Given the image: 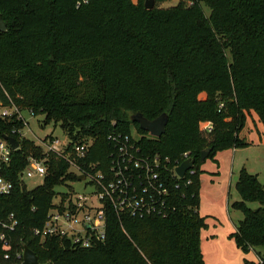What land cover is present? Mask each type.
I'll list each match as a JSON object with an SVG mask.
<instances>
[{"label":"trees","instance_id":"trees-1","mask_svg":"<svg viewBox=\"0 0 264 264\" xmlns=\"http://www.w3.org/2000/svg\"><path fill=\"white\" fill-rule=\"evenodd\" d=\"M0 12L7 24L0 31V105L19 110L0 116V138L19 141L5 170L14 187L0 194V220L8 223L13 214L18 224L9 229L0 223V264H21L25 245L50 264H205L200 156L207 147L210 156L250 145L240 131L252 110L264 125V0H180L152 9L132 0H90L80 7L76 0H0ZM23 110L44 114V124H60L73 142L93 140L79 162L85 166L108 162L114 150L109 134L135 130L145 153L170 158L176 209L167 217L108 209L106 239L90 248L36 235L53 199L68 194L56 187L72 190L69 182L78 176L64 158L50 154L43 182L28 188L21 178L27 158L45 152L22 135ZM137 112L149 119L168 113L164 133L141 129L130 119ZM186 151L195 159L194 172L179 178L174 168ZM237 190L233 206L244 216L236 243L264 258V184L243 167Z\"/></svg>","mask_w":264,"mask_h":264},{"label":"built area","instance_id":"built-area-1","mask_svg":"<svg viewBox=\"0 0 264 264\" xmlns=\"http://www.w3.org/2000/svg\"><path fill=\"white\" fill-rule=\"evenodd\" d=\"M89 1L76 0V7ZM7 108L0 116L19 112L14 105ZM20 116L27 123L22 113ZM203 126L206 130L212 129L211 122H205ZM48 137L47 141L40 144L44 155H29L21 178L25 180L39 176L44 180L49 171L48 156L53 154L64 158L70 164V171L78 176L76 182L82 184V189L72 186L64 199L61 196L55 197L43 227L36 230V235L42 238H66L75 247L90 248L94 243L106 239L108 209H114L119 216L132 217H167L176 209L171 204L167 177V172L171 170L170 158L160 153H145L138 143L140 136L135 130L130 133L115 131L109 134L108 139L114 145V150L108 156V162H88L87 166L80 165L79 162L88 156L93 140L77 143L52 134ZM12 150L14 149L11 144L0 138V194H8L14 187L5 173ZM189 158H192L189 151L182 154V162ZM177 162L176 167L182 163ZM176 167L175 175L183 178L177 174ZM190 170L194 172L193 167L188 171ZM79 176L85 177L80 180ZM0 223L6 228L14 229L18 221L11 214L8 223L1 220ZM1 238H5L4 233ZM256 264H264V258L257 255Z\"/></svg>","mask_w":264,"mask_h":264},{"label":"rangeland","instance_id":"rangeland-1","mask_svg":"<svg viewBox=\"0 0 264 264\" xmlns=\"http://www.w3.org/2000/svg\"><path fill=\"white\" fill-rule=\"evenodd\" d=\"M145 0H132L133 3H144ZM180 0H155V7H168L176 5ZM204 14L209 16L211 10L203 5ZM226 57L231 60V55L226 50ZM204 97L205 94L200 95ZM8 109L0 105V114ZM12 109V108H11ZM27 123L21 129L24 137L34 140L36 144H41L49 139L51 134L61 139H68L60 124L54 122L44 124L45 115H32L28 110L21 111ZM258 128L261 123L255 116ZM255 122L247 114L245 125L240 131V136L251 142L250 145L238 148L236 158H232L234 149L223 148L216 150L200 164V205L199 213L204 217V225L200 229V250L205 264H248L257 261V252H245L238 247L235 239V231L243 212L236 209L233 203L240 198L237 190V180L243 167L250 173L257 174L260 171L262 181H264V149L257 145L259 142V132ZM264 131V127L262 130ZM262 136V133H261ZM28 188H33L43 182V177L25 179ZM69 184L76 189H82V184L70 181ZM69 191L67 185L56 187L58 194ZM249 206L257 208L258 202H250ZM264 252V248H261Z\"/></svg>","mask_w":264,"mask_h":264},{"label":"water","instance_id":"water-1","mask_svg":"<svg viewBox=\"0 0 264 264\" xmlns=\"http://www.w3.org/2000/svg\"><path fill=\"white\" fill-rule=\"evenodd\" d=\"M144 6L146 9H152L155 7V0H145ZM7 29V24L3 18L2 13L0 12V31H5ZM169 115L168 113L164 112L161 115L157 116L154 119H149L144 116L143 113L137 112L133 113L130 116V119L133 122H138L141 129L149 132L151 135L160 137L164 131L165 126L168 122ZM5 140H7L13 149H17L19 147V141L17 138L13 136H4ZM211 151V147L205 148L201 152L200 159L201 161H204ZM195 159L189 158L185 161H183L179 166L176 167V172L180 177H184L186 172L191 169L194 166ZM85 176H79V179H84ZM21 264H50V263H41L38 259V256L36 252L31 249L29 246L25 245L24 251H23V261Z\"/></svg>","mask_w":264,"mask_h":264},{"label":"crops","instance_id":"crops-1","mask_svg":"<svg viewBox=\"0 0 264 264\" xmlns=\"http://www.w3.org/2000/svg\"><path fill=\"white\" fill-rule=\"evenodd\" d=\"M249 115L252 117V120L255 122V116H256V118L258 119V121L261 123V125H263V123L259 120V118H258V115L256 114V112L255 111H251L250 113H249ZM255 125H256V128H257V131L259 132V142L257 143V145H260L259 147H262L263 149H264V131L262 132V131H260V129L262 130V127H264V125L263 126H259V127H261V128H258V124L255 122ZM261 133H262V136H261ZM251 143V142H250ZM234 149V152H233V155H232V158H236V154H237V150H238V148H233ZM257 172V175H258V177L259 176H261V173H260V171H256ZM259 179L261 180V178L259 177ZM261 182L264 184V181H262L261 180ZM253 251H255V250H253ZM258 255V254H257ZM254 262H255V260H254Z\"/></svg>","mask_w":264,"mask_h":264}]
</instances>
